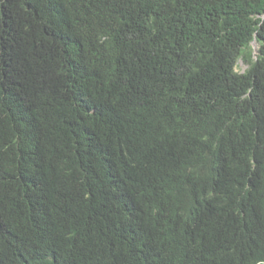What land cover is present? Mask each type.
Here are the masks:
<instances>
[{
  "label": "trees",
  "instance_id": "1",
  "mask_svg": "<svg viewBox=\"0 0 264 264\" xmlns=\"http://www.w3.org/2000/svg\"><path fill=\"white\" fill-rule=\"evenodd\" d=\"M0 264H264V0H0Z\"/></svg>",
  "mask_w": 264,
  "mask_h": 264
},
{
  "label": "rangeland",
  "instance_id": "2",
  "mask_svg": "<svg viewBox=\"0 0 264 264\" xmlns=\"http://www.w3.org/2000/svg\"><path fill=\"white\" fill-rule=\"evenodd\" d=\"M245 69V67H243L241 64H240V68H239V70L240 71H243Z\"/></svg>",
  "mask_w": 264,
  "mask_h": 264
},
{
  "label": "water",
  "instance_id": "3",
  "mask_svg": "<svg viewBox=\"0 0 264 264\" xmlns=\"http://www.w3.org/2000/svg\"><path fill=\"white\" fill-rule=\"evenodd\" d=\"M254 48H255V45H254Z\"/></svg>",
  "mask_w": 264,
  "mask_h": 264
}]
</instances>
